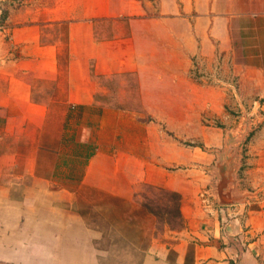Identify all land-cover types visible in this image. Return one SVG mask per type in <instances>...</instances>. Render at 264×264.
I'll return each mask as SVG.
<instances>
[{"label": "crops", "instance_id": "obj_1", "mask_svg": "<svg viewBox=\"0 0 264 264\" xmlns=\"http://www.w3.org/2000/svg\"><path fill=\"white\" fill-rule=\"evenodd\" d=\"M235 1L169 0L174 59L167 82L149 86L186 89L195 69L221 93L215 104L232 89V105L259 107L253 117L234 116L225 134L162 127L111 100L115 79L160 71L147 66L137 1L72 0L38 11L23 1L0 15V264H111V230L94 220L97 210L145 190L178 196V226L153 228L146 244L125 243L135 264H264V0ZM119 18L128 29L99 38V25ZM209 131L219 134L215 143ZM230 135L247 136L244 149L231 166L212 165L206 148L223 150Z\"/></svg>", "mask_w": 264, "mask_h": 264}, {"label": "rangeland", "instance_id": "obj_2", "mask_svg": "<svg viewBox=\"0 0 264 264\" xmlns=\"http://www.w3.org/2000/svg\"><path fill=\"white\" fill-rule=\"evenodd\" d=\"M23 1L31 2L33 10L38 11L41 9V4L44 6L54 5L56 3L67 5V3H70L72 0H0V15L4 16L9 8L11 10L18 4H22ZM135 1L143 8V17L147 20V23L145 22L141 28L144 32L143 36L145 37L142 44H145L144 48L146 52H148L146 55L149 58V64H147V66L150 65L151 68L155 67L154 69H159L160 71L158 74L150 73L149 80H140L136 75H129L120 80L119 78L115 79V84L112 86L110 94L111 100H115L114 103H116L118 107L136 109L138 112H142L145 115L147 114L146 116L149 120L159 118V124L162 127H165L164 124L170 123V127L175 128L176 131L186 128L193 134H196L199 128L205 126L211 127L213 130L219 129L220 132L225 134L226 129H232V127L238 123V120L234 121V116L245 113L246 115L251 114L249 117H253V115L260 112L259 107H256L254 111V105H232L229 102L230 99L228 100L233 94L232 89H224V104H215V101L221 96V93L217 92L215 89L205 88V83L202 82L205 73H200L195 69H193V76L191 75L192 81L190 84L187 83L186 89H177L175 92L171 91L172 93H170L167 88H157L158 90L154 89L153 91V88L149 86H152L151 83L155 80L159 78L158 81L164 83L168 80L166 73L168 62L174 59L170 52L172 49L171 36L169 33L175 32L176 30L173 29H177L178 25L177 27L173 25L172 31L169 30L171 27L169 25V19L173 17L174 12L173 8L168 5L169 0ZM230 2H232V0H220L221 6H218L219 8H228L227 5H229ZM238 3V0L235 1V6L239 5ZM180 5L182 7L181 2ZM231 8L232 7H230V9ZM62 11L67 12V9L63 8ZM99 26H101V29L98 36L102 38L123 34L125 30L128 29L129 23L126 18H119L118 20L105 21ZM159 62L160 66L157 67ZM181 65L182 63L179 61L178 56H176L175 66L179 67ZM148 75L149 73L145 74L146 77ZM182 79L183 78L177 75V80L182 82L181 86L186 84ZM146 83L147 87H145ZM208 85L210 84H206V86ZM165 86H167V84H165ZM244 92L241 90V93ZM153 93H156L158 96ZM234 93L239 95L237 89L234 90ZM185 95L186 97H191V99H189V101H191L190 104L183 103V96ZM156 97L160 99H156ZM142 98H144V100H142ZM207 98L211 101L210 104L204 105L200 103V99ZM205 113H207V116H204ZM221 113L223 117L217 115ZM262 113L263 112H261V114ZM241 123L245 124L246 121L241 120ZM228 137L229 138L225 139L222 137L225 140L222 144L226 146L223 150L217 151L214 147L206 148L209 156L208 162L212 163V165H214V162L218 159L220 162H223L224 166L226 164L231 166L235 158L234 150L238 149L240 150L238 152H241V150L244 149L247 136L244 135V137L240 139L234 138V136L231 135ZM177 139H179L181 141L180 143H182L181 145L187 149L189 146L191 149L192 146L195 145L201 146L200 143L194 140L195 138H192V141H183L180 138ZM208 139L209 143H215V140L219 139V134L216 136L209 131ZM202 151L205 152L203 149ZM237 155L241 154L237 153ZM83 192H86V190ZM105 205L106 208L101 207L97 210L101 215L97 216L96 219L94 218V220L101 226H105L107 229L106 234L109 228L111 230V264H121L125 261L124 257L126 258V264H135V260L138 258L137 253L129 247H124L125 243L141 241L143 244H146L151 234L150 230L153 228L160 229L165 223L173 227L178 226L176 214L179 206L178 196L170 192L145 190L125 205H122V203L118 205L116 202ZM135 207L139 208V210L142 209V212L135 214L129 211L127 215H121L119 208L122 210H130ZM109 224H111V226ZM143 229L146 234L141 238L140 236L142 234L140 232H142ZM120 245L123 247L120 248ZM114 258L119 259L114 262Z\"/></svg>", "mask_w": 264, "mask_h": 264}]
</instances>
